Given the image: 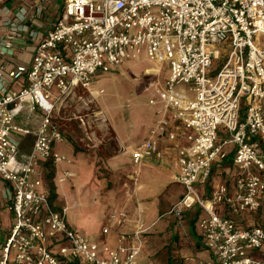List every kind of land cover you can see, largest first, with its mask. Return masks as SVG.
Returning <instances> with one entry per match:
<instances>
[{"label": "built area", "instance_id": "built-area-1", "mask_svg": "<svg viewBox=\"0 0 264 264\" xmlns=\"http://www.w3.org/2000/svg\"><path fill=\"white\" fill-rule=\"evenodd\" d=\"M11 1L20 3L2 8L0 55L10 56L18 40L36 45L29 65L7 69V61L0 63V196L13 215L0 234V264H133L141 234L148 230L143 220L133 221L132 232L119 233L115 247H100L69 224L66 206L53 207L42 188V166L68 161L53 149L64 139L53 119L58 107L76 89L96 98L102 93L93 88L97 71L119 66L141 48L148 59L165 61L169 73L161 86H151L148 103L156 119L144 141L130 150L133 164L159 156L169 118L189 130L188 146L176 155L175 180L184 190L167 214L181 222L188 209L204 212L199 228L215 264H264V227H238L234 220L256 211L264 194V43L259 41L264 0H64L60 16L41 38L26 23L23 0ZM41 10L35 7L34 15ZM222 54L223 64L211 77ZM20 76L22 87L9 89ZM180 84H188L195 97L183 96L176 89ZM25 111L40 113L34 129L20 122ZM28 135L30 150L22 152ZM227 147L236 167L233 192L219 185L203 198L198 185L208 181L212 164L225 158ZM69 176L62 170L58 182ZM219 204L227 214L217 213ZM107 218L115 226L129 221L124 208ZM107 232L105 225L101 233Z\"/></svg>", "mask_w": 264, "mask_h": 264}, {"label": "crops", "instance_id": "crops-1", "mask_svg": "<svg viewBox=\"0 0 264 264\" xmlns=\"http://www.w3.org/2000/svg\"><path fill=\"white\" fill-rule=\"evenodd\" d=\"M18 1H11V0H0V37L4 34V28L1 26V20H2V8L5 7V5H9L12 7L19 6ZM64 0H23V3L21 6H26L28 10L27 15V21L26 23L32 28L34 31L38 33L40 38L46 34L48 30H50L55 22V20L60 16V13L62 12ZM37 6H41L43 10H41V14L38 16L34 15V8ZM36 45L35 40L26 39V41H16L13 52L10 56L4 57L3 55H0V63L3 61H7L8 65L6 64L7 69H12L18 64H24L29 65L31 62V58L33 57V50ZM165 80V79H164ZM163 80V81H164ZM25 82V77L20 76L18 79L12 80L7 84V87L11 90H18L22 87V85ZM163 84V82H162ZM152 85H158L157 82L153 81L150 83L149 86ZM77 91H74L73 95H71L66 102L65 106L60 105L58 107V110L54 112L53 119L56 121V123L59 124V121H57V116L61 110H64L65 113L69 114L72 112V109L77 108H85L87 107L86 103L82 101V103L78 102L76 100L77 95L83 89H76ZM97 90V89H96ZM151 95V94H150ZM151 97V96H150ZM77 103V104H76ZM101 112V110H98ZM25 111L22 115V118L20 121L23 124H26L29 128L34 129L38 121L40 119V113L38 112H32V113H26ZM155 112V107H154ZM37 113L38 115H33ZM27 116V117H26ZM67 118V116H66ZM91 118V117H90ZM86 119V123L83 122L82 125L87 124L90 128V131L87 133L86 137H81L78 134H75L74 131H76V126L79 125V122L73 121L69 123V126H65L64 128L60 125L64 140L67 139L74 143L76 145V141L83 142L84 148L76 145V147L84 152L83 150L87 147H90L88 149H92L91 152L95 154L97 158H99L102 161V165L106 166L104 168L105 172H103L105 175L102 177L99 176L98 169L94 170V177L100 178V182L102 183L103 187L105 189H108L110 192V198L109 196L107 198H104V201L107 203H115L117 206L116 209L110 210L106 215V220L108 219V214L119 210L121 208H124L129 216V221L127 223H124L122 226H115L111 225L109 221L107 220L106 223H103L101 228L105 225H108L109 232L106 234L101 233V229L99 231H96L94 234V237L96 240H91L90 237H88L92 242L97 243L100 247H102L104 244L110 246L111 248L115 247L117 244V238L119 236V233L121 232H132L134 228V220L136 218H140L143 220L144 226L148 227V230L141 234V249L143 244L146 243L145 237H147V234H151V231H149L151 228H153V225L155 224V221H157L161 215H164L168 212L169 208L174 204V202L181 196L183 192L182 185L175 180V176L177 174V165H176V155H177V149L179 147H186L189 144V140L187 139V134H191V132L184 131L182 127H180L179 123L177 121L171 120L169 118V127L166 130L167 132L161 137L160 141L158 142V151L159 156L152 155L147 158H145L141 164L135 165L133 164L131 157H130V150L135 148L140 142L144 141V138L146 137L149 129L154 126L156 114H154L151 118H149V123L147 128L144 131L143 137L138 139L136 142H132L130 144H127L123 141L122 138H120L119 135L116 133L113 135L111 134V129L109 128V123H106L107 121H99L96 119ZM70 119V118H67ZM85 121V120H84ZM68 129V130H66ZM112 136H114L115 141H113ZM80 139H79V138ZM33 137L31 135H28L23 138L22 144H21V151L22 152H28L31 147ZM62 142V141H61ZM60 143V142H58ZM55 143L53 146L54 151L55 145L58 144ZM125 149V150H124ZM227 154L225 158L216 160L212 164L213 173H210L208 181L204 185H198V192L203 198H209L210 193L219 185H224L226 189L230 192H233V180L236 173V167L232 163V156L233 153L230 149V147H227ZM57 152V151H56ZM59 153V152H57ZM61 154V153H60ZM63 155V154H61ZM65 156V155H63ZM66 157V156H65ZM66 159L68 161L60 162L56 165L52 164L49 161H46L43 163L42 166V172L44 175V166L46 164H50L55 170H54V177L53 181L55 182V188H56V198H50L51 201H53V207L55 209H60L62 206H67L66 204L62 203L61 201H58V186L60 184L64 186V183L67 182V180L71 177V171L66 167L67 164L71 162L70 158ZM66 163V164H63ZM211 168V169H212ZM62 170H68L70 172V176L65 179L62 182H58V177H60ZM143 174L145 176H148V180H143L140 182V179H143ZM178 184L182 190L179 192L169 191V187L172 184ZM43 184L42 188L47 191V185L43 178ZM171 184V185H170ZM1 183H0V190H1ZM70 188H74L73 185H70ZM130 203L133 206V209H126L125 204ZM260 204H264V194L261 197ZM76 205V203H75ZM4 210H7L5 203L2 204ZM216 207V211L220 215L227 214V211L225 209V206L223 204H219ZM1 207V203H0ZM70 207V206H68ZM151 207L153 208L152 210ZM6 208V209H5ZM196 208L199 207H193L190 210L187 211L186 216H190L189 212H194ZM200 209V208H199ZM147 211L146 217L153 216L151 222L149 224L145 225V220L143 217V212L145 213ZM263 211L260 210V214ZM244 212L239 215H236L234 217L235 223L238 227H249L252 225H256L259 223L260 216H257V211L253 212ZM10 214V213H9ZM11 215V214H10ZM142 215V216H141ZM12 216H7L1 218V220H7L11 217L9 222L12 221ZM204 216V212L200 209V214L198 216L197 222L195 224L194 232H191L190 226H188V232L184 236L187 237L186 240L182 241L180 239L179 230L176 231L173 230V235H170L169 241L173 246L178 249L180 252L183 250L184 254L183 257H181L179 254L177 257L167 256V260L170 261V259H175L173 264H215V257L211 250L206 249L203 246V237L199 228V220ZM183 219V218H182ZM186 221V220H185ZM8 222V223H9ZM263 222V220H262ZM69 224L77 230L76 226L73 225L71 222ZM162 226V227H161ZM167 223H162L160 226L157 227L156 233H161L166 228ZM161 227V228H159ZM1 228V226H0ZM9 227L5 228L4 230L7 232V229ZM1 230V229H0ZM78 231V230H77ZM79 232V231H78ZM128 243L129 241L126 240L125 243ZM147 244V243H146ZM145 244V245H146ZM205 250L209 254V257L207 260H200L196 259L197 263L194 262H188L189 261V255H194L200 251ZM141 251V250H140ZM139 254V253H138ZM100 257H103L104 254L100 252ZM186 262V263H185ZM148 264H155L153 261L148 262ZM168 264V263H167Z\"/></svg>", "mask_w": 264, "mask_h": 264}, {"label": "rangeland", "instance_id": "rangeland-1", "mask_svg": "<svg viewBox=\"0 0 264 264\" xmlns=\"http://www.w3.org/2000/svg\"><path fill=\"white\" fill-rule=\"evenodd\" d=\"M260 44L264 43V36L259 38ZM225 56L222 54L218 59L214 60L213 70L211 77H213L220 66L223 64ZM169 73L168 65L165 61L150 60L145 55L143 48L137 54L136 57L127 59L123 61L117 67H109V71L100 72L97 71L94 75L93 88L102 89L96 98L89 95L86 90H83L77 95L76 100L82 103L84 101L87 105L85 108L72 109L69 114L61 110L57 116V121L64 128L69 126V123L73 121L79 122L76 126L75 134L81 137H86L90 128L87 124L82 125L83 122L86 123V119H96L99 121H107L109 123V128L111 129V134H117L124 142L130 144L132 142L138 141L143 137L144 131L148 126L149 118H151L154 112V106L148 103L150 94L152 92V87L149 86L151 82H157L158 86L162 85V82L167 78ZM188 84H180L176 86V89L181 92V94L188 98H194L195 93L192 90H188ZM77 104V103H76ZM98 110H101L98 111ZM39 113V112H38ZM33 115H38L37 113ZM70 118L67 119L66 118ZM85 120V121H84ZM65 129V128H64ZM68 130V129H66ZM220 136H224V130L219 129ZM79 138V137H78ZM80 139V138H79ZM113 141H115L114 136H112ZM76 145L84 148L83 142L76 141ZM74 143L67 139H63L62 142L55 145V150L67 158L71 159V162L67 164V168L71 171V177L64 183V186L60 184L58 186V201L70 206L67 210L68 222H71L76 226L77 230L91 238V240H96L94 234L96 231L101 229L103 223H106V215L110 210L117 208L115 203H107L104 198L109 196L110 192L105 189L100 182V178H95L93 171L98 169L99 176L105 175L104 168L106 166L102 165V161L95 156L92 149L87 147L79 151ZM66 164V163H63ZM55 173V172H54ZM54 177V176H53ZM148 176L143 174V180H148ZM52 183L55 188V182L52 179ZM73 185L74 188H70ZM171 185V184H170ZM179 192L181 187L178 184H172L169 187V191ZM56 198V188H55ZM0 217L11 216L10 212L4 210L2 204L3 200L0 196ZM73 206V204H75ZM126 209H133L130 203L125 204ZM6 209V208H5ZM153 208L151 207L150 210ZM10 213V214H9ZM147 211L143 212V219L145 220V225L153 221L151 217H146ZM142 216V215H141ZM0 218V234L4 236L5 228L11 225L9 219ZM9 222V223H8ZM167 223L166 228L161 233H156V229L160 224ZM170 214L161 215V217L155 221L151 234H147L144 240H146V245L143 244L141 251L134 258L133 264H148V262H154L155 264H173L175 259L167 260V256L177 257L178 254L183 257L184 251L180 252L176 249L173 244L169 241L170 235H173V230L179 232V237L182 241L186 240L188 232V225L185 218L181 219L179 222ZM162 227V226H161ZM159 227V228H161ZM183 233H186L183 234ZM185 235V236H184ZM194 255H189L190 259L188 262L197 263L196 259L207 260L209 254L205 250H200ZM186 263V262H185Z\"/></svg>", "mask_w": 264, "mask_h": 264}, {"label": "trees", "instance_id": "trees-1", "mask_svg": "<svg viewBox=\"0 0 264 264\" xmlns=\"http://www.w3.org/2000/svg\"><path fill=\"white\" fill-rule=\"evenodd\" d=\"M44 181L46 182V185H47V192L49 194V197L50 198H53L55 196V188H54V185L52 183V179H53V176H54V168L50 165V164H46L44 166ZM213 171V168L211 169V172ZM213 173V172H212ZM190 210V209H188ZM186 210L184 213H183V216L182 218H185V220L187 221V225L190 226V229H191V232H194V228H195V224L197 222V219H198V216L200 214V209L199 208H196V210L194 212L191 213V211L189 212L190 216H186L185 217V214H187V211ZM260 210H262L263 214H260ZM257 211V216H260L262 215L261 217H258L259 218V223L256 224V225H259V226H263L264 227V204H260V207L256 210ZM255 212V211H254ZM252 214H254L253 212H251ZM260 214V215H259ZM263 220V222H262Z\"/></svg>", "mask_w": 264, "mask_h": 264}, {"label": "bare ground", "instance_id": "bare-ground-1", "mask_svg": "<svg viewBox=\"0 0 264 264\" xmlns=\"http://www.w3.org/2000/svg\"><path fill=\"white\" fill-rule=\"evenodd\" d=\"M74 205H75V204H73V206H74ZM68 208H69V207H68V206H66V210H68Z\"/></svg>", "mask_w": 264, "mask_h": 264}]
</instances>
